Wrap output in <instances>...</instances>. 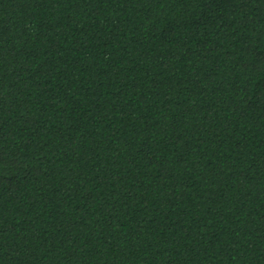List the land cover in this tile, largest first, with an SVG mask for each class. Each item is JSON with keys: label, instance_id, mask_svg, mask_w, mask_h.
Here are the masks:
<instances>
[{"label": "trees", "instance_id": "1", "mask_svg": "<svg viewBox=\"0 0 264 264\" xmlns=\"http://www.w3.org/2000/svg\"><path fill=\"white\" fill-rule=\"evenodd\" d=\"M0 264H264V0H0Z\"/></svg>", "mask_w": 264, "mask_h": 264}]
</instances>
